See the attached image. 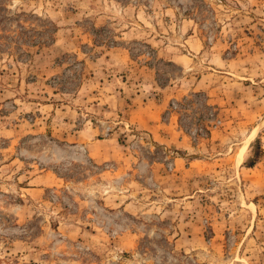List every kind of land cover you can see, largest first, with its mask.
Here are the masks:
<instances>
[{
    "label": "rangeland",
    "instance_id": "rangeland-1",
    "mask_svg": "<svg viewBox=\"0 0 264 264\" xmlns=\"http://www.w3.org/2000/svg\"><path fill=\"white\" fill-rule=\"evenodd\" d=\"M0 264H264V0H0Z\"/></svg>",
    "mask_w": 264,
    "mask_h": 264
},
{
    "label": "crops",
    "instance_id": "crops-1",
    "mask_svg": "<svg viewBox=\"0 0 264 264\" xmlns=\"http://www.w3.org/2000/svg\"><path fill=\"white\" fill-rule=\"evenodd\" d=\"M167 104H168V100L167 101L164 100V102L160 105V109L158 112V114L160 116H161L162 112H164L167 109ZM157 119H155V120H157ZM145 121H147L146 122L147 126L145 125V127H144L145 129H149V130L156 131V132L159 130L157 124H155V123L152 124L150 119L145 120ZM169 126L174 127V118L173 117L170 119ZM173 132H175V131L173 130ZM168 138H170L172 141H174V138H175V141L180 140V138L177 139V137H175L173 135H169Z\"/></svg>",
    "mask_w": 264,
    "mask_h": 264
}]
</instances>
